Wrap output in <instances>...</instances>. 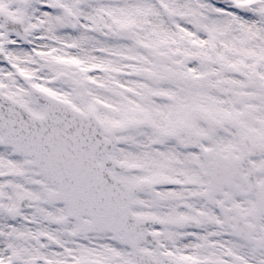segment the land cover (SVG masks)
<instances>
[{"label":"snow or ice","instance_id":"obj_1","mask_svg":"<svg viewBox=\"0 0 264 264\" xmlns=\"http://www.w3.org/2000/svg\"><path fill=\"white\" fill-rule=\"evenodd\" d=\"M0 264H264V0H0Z\"/></svg>","mask_w":264,"mask_h":264}]
</instances>
